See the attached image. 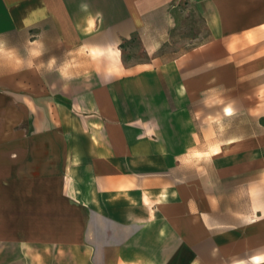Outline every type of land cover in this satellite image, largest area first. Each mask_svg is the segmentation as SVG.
<instances>
[{
	"label": "crops",
	"instance_id": "1",
	"mask_svg": "<svg viewBox=\"0 0 264 264\" xmlns=\"http://www.w3.org/2000/svg\"><path fill=\"white\" fill-rule=\"evenodd\" d=\"M60 14L83 15L78 29L116 31L107 42L86 38L87 49L100 51L96 57L108 64L84 71L83 112L79 118L70 112L68 123L85 127V144L75 146L72 156L95 159L101 173L134 180L130 174L151 173L150 165L170 175L174 165L202 159L176 182L167 177L155 185L134 182L133 190L145 192L150 207L134 210L132 220L145 226L158 219L184 223V249H205L208 238L185 233V225L199 228L217 220L218 212L228 214L220 222H264L262 208L254 207L264 178L251 175L248 165V142L264 141V0H0V94L7 89L2 79L13 78L14 71L28 84L29 15H52L59 38ZM14 30L20 35L19 55ZM130 35L148 47V64L128 67L115 57L114 46ZM160 45L185 48L162 57ZM93 78L100 80L93 84ZM2 97L0 104L7 109L11 99ZM127 97L132 106L123 104ZM68 202L76 206L74 199ZM245 230L247 235L248 225ZM163 234L159 228L157 236ZM89 237L86 229L80 242L71 239L68 246L57 247L69 249V259L53 264H119V257L109 256V247H94ZM212 237L213 248L220 249V233ZM2 260L12 264L11 258ZM23 264L51 263L44 256Z\"/></svg>",
	"mask_w": 264,
	"mask_h": 264
},
{
	"label": "rangeland",
	"instance_id": "2",
	"mask_svg": "<svg viewBox=\"0 0 264 264\" xmlns=\"http://www.w3.org/2000/svg\"><path fill=\"white\" fill-rule=\"evenodd\" d=\"M58 16L62 25L59 38L52 15H29L28 84L17 71L13 78L2 79L7 89L0 96L6 95L11 103L7 101V109L0 104V257L11 258L12 264L44 256L51 264L68 260L69 249L56 248L68 246L71 239L80 242L87 229L93 246L109 247V256L119 257V264H264V222H220L218 219L228 214L218 212L213 216L217 220L201 223L199 228L196 223L188 229L185 225V233L208 238L205 249H184L181 238L184 223L158 219L145 226L132 220L134 210L138 213L150 207L146 193L133 190L134 182L137 186L155 185L166 177L176 182L183 174L190 175L191 166L202 159L174 165L170 175L150 165L151 173L130 174L135 181L127 175L124 178L101 173L102 167L95 159L72 156L75 146L82 149L85 144V127L68 123L70 112L75 118L83 112L84 89L88 84L84 71L92 64L95 67L108 64L106 58L102 62L96 57L100 51L87 49L86 38L88 42L92 39L107 42L116 31L102 34L78 29L75 26L83 15ZM14 18L17 20L19 16ZM141 41L133 35L120 39L114 46L115 57L128 67L146 63L148 47L141 45ZM12 42L18 44L19 55L20 35L15 30ZM182 48L185 47L160 45L157 53L163 57L166 52ZM95 80L100 79L93 78V84ZM122 102L132 106L133 100L127 97ZM204 146L214 145L204 143ZM225 151L228 150L220 153ZM248 165L253 167L251 175L264 178V141L248 142ZM91 184L93 191L89 189ZM123 185L129 189L123 191ZM69 186L73 189L68 190ZM258 194L261 197L254 200V207H261L264 213V183ZM68 198L74 199L76 206ZM139 198L142 206L138 204ZM159 228L164 233L161 237L157 236ZM218 233L222 246L214 249L212 236ZM229 236L234 237L230 247ZM244 236H248V242Z\"/></svg>",
	"mask_w": 264,
	"mask_h": 264
}]
</instances>
